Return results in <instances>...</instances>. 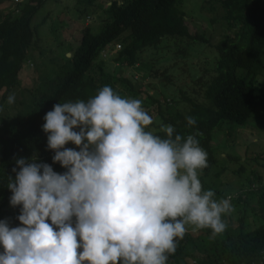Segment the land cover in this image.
I'll return each mask as SVG.
<instances>
[{
	"label": "clouds",
	"instance_id": "9594fccd",
	"mask_svg": "<svg viewBox=\"0 0 264 264\" xmlns=\"http://www.w3.org/2000/svg\"><path fill=\"white\" fill-rule=\"evenodd\" d=\"M23 2L0 0V22L7 10L17 14L15 6ZM113 2L119 8L125 4H73L81 13L89 11L82 13L89 25ZM198 13L212 31L222 27L225 37L231 36L199 7ZM191 16L185 15L190 36L204 34L203 29L190 32L188 24L195 26ZM41 30L44 58L38 75L47 82L32 94L23 90L35 67L26 57L13 79L1 84V109L11 122L0 130V264H168L188 233L208 229L212 237L222 235L228 227L225 217L235 211L231 201L258 185L251 182L221 198L205 190L200 176L209 166L208 154L199 133L184 136L174 128L179 114L190 110L185 95L200 77L213 73L216 52L212 68L201 67L198 74L192 63L184 69L183 59L191 57L190 49L199 54L200 46L209 45L162 36L144 48L147 36L141 32L127 41L119 34L105 47L122 50L121 39L136 57L130 63L124 55L109 58L102 73L90 79L75 69L61 74L72 53L65 43L51 47L56 40L52 34L48 38L50 27L48 37ZM73 33L80 31L74 27ZM103 43L98 38L91 46L97 50ZM84 63L79 60V66ZM22 102L27 108L16 115L11 105ZM185 119L189 127L197 124L192 116Z\"/></svg>",
	"mask_w": 264,
	"mask_h": 264
},
{
	"label": "trees",
	"instance_id": "16d2710c",
	"mask_svg": "<svg viewBox=\"0 0 264 264\" xmlns=\"http://www.w3.org/2000/svg\"><path fill=\"white\" fill-rule=\"evenodd\" d=\"M47 1L24 0L15 6L19 10L17 14L14 10L5 12V21L0 22V86L13 79V72L26 57H30L35 67L29 79L30 84L23 87V90L32 94L33 90L47 82L42 75H38L41 74L39 66L44 58L43 48L38 40L43 34L41 27L47 23L51 14L48 11L42 14L40 9ZM84 1L86 0H79L81 3ZM183 1L124 0L125 4L120 8L113 2L108 7L111 10L99 14L89 25L84 24V18L81 22L77 20L80 16L89 15V11L83 9L82 15L76 5L74 13L63 10L56 18L57 24L53 22L50 25L52 38L56 40L53 41L56 45L51 47H61L65 43L67 50L72 53V59H68L60 68L61 74H73L75 69L90 79L95 78L99 71L102 73L101 66L109 58L124 55L126 60H130L127 63L132 62L136 54L128 52L129 45L124 46L123 41H127L128 36L136 38L134 34L139 32L147 36L142 45L144 48L155 45L162 36L187 37V40H198L213 47L216 52L214 71L205 80L200 77L196 88L192 86V91L185 95L184 99L190 110L186 114H179V123L174 127L178 134L184 136L199 133L197 139L208 154L209 166L204 169L207 172L217 162L209 144L212 130L224 120L246 125L249 118L257 116L262 120V114L264 115V86L256 82L258 75H264V0L203 1L199 6L200 12L207 15L211 24L219 23L231 32L230 37L220 38L214 44L210 43L211 36L206 38L201 33L190 36L185 25ZM37 19L40 20L36 22ZM34 23L32 27L31 24ZM74 27H77L80 34L73 33ZM69 33H73L70 41ZM119 34L123 39H120L122 50L113 52L112 45L105 47L107 43L114 44L113 39L118 40ZM105 36L108 37L107 40ZM98 38H102L104 43L96 50L92 48L91 42L95 43ZM33 45L35 52L29 56L27 51ZM79 60L86 62L79 66ZM2 87L3 85L0 90ZM4 97L5 94H2V98ZM11 106L16 115H19L27 108V103H14ZM1 108L0 101V130L11 122ZM10 110L15 116L14 111ZM256 110L260 114H256ZM186 116L194 117L197 124L189 127ZM258 156L259 154L255 155L252 161L255 165L264 167V163L257 161ZM226 157L229 160H239L230 155ZM242 169L240 167L234 172ZM249 174L251 179L248 182L257 184L258 188L245 192L246 196L237 195L231 201L234 209L240 212L237 217H234L236 211L225 217L227 230L216 237H212L211 230L208 229L201 230L197 236L188 233L179 241L177 251L169 257L168 264H190L188 258H196L199 264H264V174L257 169H250ZM249 183L246 187H250ZM239 187L242 188V185ZM212 190L216 192L217 198L224 197V193L218 188ZM249 210L255 218L252 229H247L250 222L246 212Z\"/></svg>",
	"mask_w": 264,
	"mask_h": 264
},
{
	"label": "rangeland",
	"instance_id": "374dc122",
	"mask_svg": "<svg viewBox=\"0 0 264 264\" xmlns=\"http://www.w3.org/2000/svg\"><path fill=\"white\" fill-rule=\"evenodd\" d=\"M184 1L183 9L186 11V13L192 15L191 17L194 19L195 26L197 27L196 28L195 26L188 24L191 33H194L196 29L198 31L203 29L205 31V36L211 34L210 43H216L220 38L226 36V32L222 27L216 28L214 31H212L210 29L211 26L207 24L201 15H199L198 7L203 0ZM73 3L74 0H48L40 9L42 14H44L46 11L49 13L56 11L55 13L49 15L47 23L41 27L43 30H45L44 33L46 34V37H48L46 31L49 30V27L53 22L56 23V18L61 11L67 10L70 13H74L76 8L74 7ZM58 6L60 8H58ZM100 11L94 13L99 14ZM40 19H37L36 22H38ZM77 20L81 22L83 21V17L80 16L77 18ZM88 20L89 19L86 18V21ZM71 26L72 25H70V28ZM50 37L51 32L48 38ZM200 48L201 52L199 54L191 51V49L189 50L191 57L183 59L184 69L187 63H192L198 70V74L201 73V67L206 66L209 69L212 68L215 50L210 46H200ZM185 81L187 82V80H184L181 84H184ZM256 82L258 85L264 86V75H258L256 77ZM190 86L191 85L188 87L186 86L187 90H190ZM257 113H259V110H256V114ZM242 126L243 125H237L235 123L232 124L228 121H222L219 126L213 129L211 135V146L213 148L217 162L209 171H207L205 174L203 173L200 176L205 190L218 188L224 193H236L239 190L246 188L247 184L249 183L248 179H251L249 174L250 169L260 170V172L264 174V167H259V165H255L252 161V158L259 154L257 161L259 163H264V115L262 114V120L259 117L254 118L253 116L247 121L246 126L240 128ZM252 132L253 134H251ZM245 154H247V160L245 159ZM226 155L240 159L236 161L229 160L226 158ZM240 167L243 168L241 171L234 172V170H239ZM240 185H242V188L239 187ZM235 211L236 213L234 214V217H237L240 211H238V209ZM246 215L248 222H250V224L247 226V229H252L255 226V223H253V220L255 219L254 214L249 210L246 212ZM197 233L198 231L195 232V235ZM193 260H190V264H198L197 260H195L196 262H193Z\"/></svg>",
	"mask_w": 264,
	"mask_h": 264
},
{
	"label": "crops",
	"instance_id": "0c3cea01",
	"mask_svg": "<svg viewBox=\"0 0 264 264\" xmlns=\"http://www.w3.org/2000/svg\"><path fill=\"white\" fill-rule=\"evenodd\" d=\"M195 236H197V235H195ZM194 259V258H193ZM192 258H188V263H190V260H193ZM195 260H197L196 258H195ZM195 260H193V262H196ZM198 262V261H197ZM192 264V263H191ZM199 264V263H198Z\"/></svg>",
	"mask_w": 264,
	"mask_h": 264
}]
</instances>
